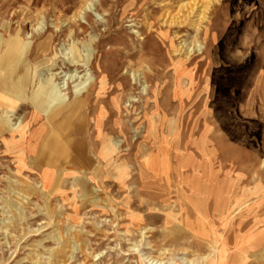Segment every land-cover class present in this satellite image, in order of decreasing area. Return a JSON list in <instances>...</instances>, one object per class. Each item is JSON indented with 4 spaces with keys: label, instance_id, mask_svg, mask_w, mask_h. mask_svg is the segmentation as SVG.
<instances>
[{
    "label": "rangeland",
    "instance_id": "obj_1",
    "mask_svg": "<svg viewBox=\"0 0 264 264\" xmlns=\"http://www.w3.org/2000/svg\"><path fill=\"white\" fill-rule=\"evenodd\" d=\"M84 1L0 0V264H264V0Z\"/></svg>",
    "mask_w": 264,
    "mask_h": 264
},
{
    "label": "bare ground",
    "instance_id": "obj_2",
    "mask_svg": "<svg viewBox=\"0 0 264 264\" xmlns=\"http://www.w3.org/2000/svg\"><path fill=\"white\" fill-rule=\"evenodd\" d=\"M184 5V8L187 9V12L185 13L184 15V18L179 21L178 19H173V21H171L169 24L170 25H183L185 22H187V20L190 19V17L194 14V10H197V8L193 6H189L188 4H183ZM187 5V6H186ZM191 5V4H190ZM198 5V4H197ZM93 0H86L84 2H82V5H81V10L83 11H89V10H92L93 8ZM199 8V7H198ZM202 8V7H201ZM199 8V9H201ZM204 11V10H203ZM80 13V12H79ZM195 16V15H194ZM196 19L197 21H192L193 22V25H196V28L197 30L200 28V23L203 21L204 17H203V12H201L200 14H198V16H196ZM175 20V21H174ZM189 23V22H188ZM192 25V26H193ZM182 27V26H181ZM188 27V26H187ZM38 30V29H37ZM180 40V39H179ZM187 42V41H186ZM24 43V42H23ZM26 43V42H25ZM183 44V43H182ZM186 45V44H185ZM23 46V45H22ZM21 47V46H20ZM190 47V46H189ZM188 47V48H189ZM186 48V47H185ZM199 49H201L202 47L201 46H198ZM80 51V50H79ZM192 52V50H191ZM76 54V53H75ZM74 55V54H73ZM88 57V56H87ZM87 59V63L85 64V66H87L90 62V56ZM76 60H72L70 61V63L74 64ZM53 76L55 77H58L60 80H61V85H59V88L58 87H55L53 88V90L55 91H58V90H61V89H64L67 84L70 82V81H73V80H79V79H82L81 76L78 75V73L76 71L74 72H64V71H59L57 73H55ZM253 78V77H252ZM86 87V84H80L79 88L81 89H84ZM256 89L252 92H249V91H246V95H249V100H248V104L250 105L252 102H254L255 100L257 99H260L262 101H264V72L260 73L259 75V79L257 80L256 82ZM252 89V88H251ZM262 93H260L261 91ZM246 105V104H245ZM19 128V127H18ZM16 128V129H18ZM21 128V127H20ZM16 131V130H15ZM17 133V132H16ZM258 158V157H256ZM233 163H234V156H231L229 157V164H228V170H227V181H226V184H227V189H226V194H227V198H228V201L229 202H232L234 199H235V192H234V189L232 188V185H231V179H232V167H233ZM262 165L261 167H264V161L261 162ZM235 164V163H234ZM20 165V164H19ZM23 165V164H22ZM236 170V169H235ZM43 185V184H42ZM238 200V199H237ZM243 200H240L238 201V203L242 202ZM231 213V212H229ZM237 216V215H236ZM231 218V217H230ZM228 219V218H227ZM264 242V236L262 237V239H260L257 244H262ZM263 247V246H262ZM207 256V255H206ZM206 258V262L207 264H214V261L213 259H211V256H207L205 257ZM152 259V258H151ZM150 259V260H151ZM158 259V258H157ZM149 260V261H150ZM155 260V259H154ZM154 260H151V261H154ZM164 260V259H163ZM160 261V259H159ZM162 261V260H161ZM198 261V260H197ZM200 261V260H199ZM156 262V260H155ZM151 262V264H165L164 262ZM201 262V261H200ZM150 263V262H149ZM175 263V262H174ZM169 264H172V263H169ZM187 264H196L194 261L192 260H188V263ZM204 264V263H203Z\"/></svg>",
    "mask_w": 264,
    "mask_h": 264
}]
</instances>
